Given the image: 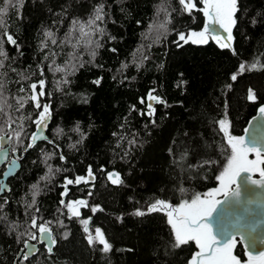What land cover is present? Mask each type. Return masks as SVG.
<instances>
[{"label":"trees","instance_id":"1","mask_svg":"<svg viewBox=\"0 0 264 264\" xmlns=\"http://www.w3.org/2000/svg\"><path fill=\"white\" fill-rule=\"evenodd\" d=\"M196 2L198 9L203 7ZM98 4L104 5L105 19L97 22L104 34L87 26L81 32ZM238 7L232 48H221L212 37L207 44L180 41L178 46L177 33L201 30L207 20L201 11L183 12L178 0H24L19 15L9 10L7 30L18 47L6 39L3 43L8 59L0 68L4 85L0 125L10 116L16 121L12 127L19 130V117L27 119L21 143L12 142L19 149L21 168L9 180L10 191L0 194V202L8 201L0 209V264H12L23 247L16 236L28 231L26 213L38 215L41 222L51 221L56 240L50 259L40 245L30 264H188L198 247L194 241L172 246L166 210L142 217L134 212L146 210L157 199L179 205L217 187L216 177L230 149L216 122L226 115L230 134L240 136L264 105V70H247L256 57L264 64V0H239ZM169 13L171 23L165 31L158 25ZM73 21L79 23L73 26ZM150 25L157 27L150 31ZM46 30L54 33L51 39L57 43L49 39L42 50ZM93 50L95 59L90 55ZM245 62V72L232 81L231 75ZM57 67L66 71H55ZM39 69L44 70L43 77ZM39 79L45 80L46 93L40 102L47 101L53 115L52 141L42 140L24 151L39 110L30 102L17 111L16 98L30 95L20 92V87ZM97 79L99 85L93 83ZM249 88L257 93L256 102L247 100ZM153 89L165 103L156 102L154 114L148 116L147 96ZM5 131L11 129L5 125ZM71 144L76 147L70 148ZM46 154H51L47 160ZM209 160L215 163L201 166ZM49 166L54 175L48 173ZM89 166L95 179L69 185L65 199L67 203L70 198H83L89 206L82 208L80 217L70 216L60 204L64 179L87 177ZM4 169L0 164V176ZM109 172H118L123 183L112 184ZM45 175L49 179H42ZM33 184L40 189L39 213L26 208ZM96 206L99 210L93 213ZM88 215H92L90 225L101 228L112 245L110 252H101L98 242L88 244L80 223ZM234 243V252L248 258L242 243Z\"/></svg>","mask_w":264,"mask_h":264},{"label":"snow or ice","instance_id":"2","mask_svg":"<svg viewBox=\"0 0 264 264\" xmlns=\"http://www.w3.org/2000/svg\"><path fill=\"white\" fill-rule=\"evenodd\" d=\"M181 5V10L185 13L191 14L194 10L201 11L205 17L208 18V22L205 24L204 29L197 31H189L187 34L184 32L177 33V41L178 46H182L179 44L180 41H183L185 44L191 42L193 44H207L208 43V34L213 33L212 38L216 40L221 48H232L231 41L233 40L232 29L236 26V14L239 11L238 2L239 0H199L202 3V8H197L196 0H178ZM24 0H0V30H2V36H0V68L4 67V60L8 59L7 53L4 51L3 43L6 42L11 45H16L18 47L17 41L14 36L7 30V24L5 17L9 13L10 9H15L17 14L19 15V8L23 6ZM104 5L98 4L94 9V15L89 19L87 25H81L80 31L83 32V28L85 26L91 28L95 32H99L101 35L104 34V30L99 28L97 22H103L105 19L104 15ZM169 18L166 19L164 23L158 25L159 28L165 29L167 31V24L171 23L170 13L167 14ZM73 26L77 25L78 21H73ZM255 23V20L252 21ZM215 25H219L220 28L223 29L225 33H227L226 37H221L216 33ZM95 26V27H93ZM157 27L156 25H150L149 30ZM45 40L41 41V49H46L48 47L47 41L54 36V33L51 30H46L44 32ZM224 42H221V41ZM52 44H56L57 41L55 39H51ZM93 42L91 40L88 41V44L91 45ZM95 46L98 48L100 44L96 42ZM112 51H116L112 49ZM233 54H235V50L233 49ZM92 59H95L96 52L93 50L90 53ZM47 59V56L45 57ZM147 59V57H145ZM76 65H73V74L76 70ZM79 67H83V64H80ZM123 68H126L127 65H122ZM139 68L140 65L138 64ZM246 70V62L241 63L239 65L238 71L233 73L230 77L232 81H236L240 74H243ZM247 70H264V64L260 63V58L256 57L254 62L247 65ZM15 71V69H13ZM55 71L65 72L66 69L62 67H57ZM39 74L41 77L44 75V70L39 69ZM22 79H28V77H22ZM100 79L93 81V83L99 85ZM63 83H68L65 79ZM230 89L232 87L231 84L227 85ZM3 88L4 85L0 83V98H3ZM39 89V91H38ZM20 92H30V95L17 97V111L23 110L25 105L31 102L32 106L39 111L32 123L36 126V131L33 132L29 136V143L24 146L23 150L27 151L29 148H32L36 145L37 140L47 139V137L43 136V130L48 126V120L51 118L50 105L49 104H41L40 98L43 97L45 93V80L39 79L38 81H34L30 83L27 88L21 86L19 89ZM155 90H151L148 93V100L150 101L147 104V115L152 116L155 112L153 104L151 101H156L158 103H165L159 97L153 95ZM247 100L250 102H256L257 93L252 89H248ZM142 104L144 103V99L141 98L140 101ZM4 104H7V100H4ZM11 107V105H8ZM227 107V105H226ZM3 106H0V112H3ZM133 110H135V106H133ZM261 115H264V105H261L258 109ZM142 115L145 113H141ZM8 116L7 113H5ZM27 119L25 116L21 115L19 120L21 124L18 126L19 130L13 128V124L16 121L11 120V117L8 116V119L5 121V125L11 131H5V125H0V160H5L8 165L7 171L3 173L4 176H8L12 172V168L16 166L17 160L19 156H13V158L7 161L8 154L17 153L19 149L15 146H12L13 140L16 141L17 144L21 143V136L24 131L23 121ZM154 122V121H153ZM219 126L221 132L224 133L226 137L227 146L230 149V155L227 158V163L223 168V171L216 177L218 181H220V187L210 190L206 194V198L202 199L199 194L195 195L191 201H183L178 206H172L170 203L157 199L154 203L150 204L146 210L136 209L134 215L136 216H145L146 214H150L157 211L167 210V223L171 226L173 233V247L179 248L182 245L188 244L190 241H194L199 251L195 252L188 264H241V261L238 257L233 255V248L235 247V243L232 239H225L222 242L218 241L217 235L213 234L211 227L206 223V220L212 213L216 210V205L220 203V201L216 200L214 197L217 193L224 192L225 195H228L229 186L234 182L235 178L239 176L241 172H258L260 179L252 180L253 184H261L264 185V150L258 149L255 146H250L245 143L244 137L233 136L229 132V122L227 121L226 115L224 119H220L216 122ZM77 131L79 129L77 128ZM115 135V134H114ZM83 139V137H82ZM51 143V141H49ZM81 141H78L79 143ZM130 143H134V141H130ZM7 145V147H6ZM70 148H75V144L69 145ZM171 151V149L169 150ZM250 152H255L256 158L249 159L248 154ZM51 154H46L45 160L49 159ZM184 157L182 156L181 159ZM61 160H64L65 157L63 155L60 156ZM215 161H204L201 166L213 164ZM56 171H60V169H56ZM48 173L50 175H54L53 169L51 166L48 168ZM108 179L112 184H121L123 181L120 178V174L118 172H109L107 174ZM42 179H49V175H45ZM95 177L93 175V171L91 166H89L87 170V177L85 176H77L75 179H69L65 177L64 179V191L61 193L62 196H66L68 194V186L72 184L79 185L81 183H88L90 180H94ZM6 187L0 182V192H3ZM31 202L26 204L27 209L33 210L35 213H39V208L36 207L37 200L36 197L40 193V189L37 184H33L31 186ZM183 191V189H181ZM233 196H239L240 190L239 186L235 191L231 193ZM91 195V192H89ZM8 203L7 200L0 202V209H3L4 204ZM60 204L67 208L70 216L80 217V207H88L87 200L79 199L75 201H69L65 203L63 199L60 200ZM98 209V206L92 207L91 211L95 213ZM29 215L30 223L28 224V231L25 233H20L16 236V243L22 244L23 247L20 248L17 253L19 260L15 262V264H30V261L33 257L37 256L39 253L38 244L43 245L46 253L48 254V258L50 259L54 247L56 245V240L52 235L51 221H42L38 215L26 213ZM91 221V217L82 219L80 223L83 225V231L87 233L86 236L87 242L90 246L94 245V243H99L102 247L100 251L103 253H108L112 250V245L106 239L101 228H95V236H93L89 229V224ZM57 223H61L57 221ZM35 229V231H33ZM37 233L39 235H37ZM65 238H67V233H65ZM243 239V237H241ZM247 264H264V252H261L258 256H253L249 253V259Z\"/></svg>","mask_w":264,"mask_h":264},{"label":"water","instance_id":"3","mask_svg":"<svg viewBox=\"0 0 264 264\" xmlns=\"http://www.w3.org/2000/svg\"><path fill=\"white\" fill-rule=\"evenodd\" d=\"M207 22L208 18L205 24ZM215 28V34H218L221 37L227 36V33H225L219 25H215ZM210 34L213 36V33L210 32ZM221 42L224 41L222 40ZM153 95L159 97L156 94ZM147 101L148 103L150 102L148 100V96ZM151 103L154 107L156 101H151ZM52 117L53 115L51 112V118L48 120V126L42 133V135L47 137V139L43 140L52 141V138L49 135V127ZM35 131L36 128L33 132ZM239 137H244L246 144L264 150V115H261L257 110V112L251 116L244 132ZM40 141L42 140H37L36 144ZM262 154H264V152H262ZM13 156H19V153H13ZM13 156H11L10 152L6 158L7 161L9 160L10 162ZM22 156H24V153ZM4 162L5 160H0V164H3ZM21 165V158L19 157L16 166L12 168V172L8 176H4L3 173L7 171L8 168V165L6 164V167L0 176V182L3 183L6 189H10L9 180L18 172ZM259 179L260 176L257 172H241L239 176L235 178L231 188L228 190V195L223 193L216 199L220 201V203L215 206L216 210L206 220V223L211 227L213 234L217 235L218 241L222 242L223 240L230 238L233 242L236 240L240 241L243 245L245 254L248 257L249 253L253 256H258L261 252H264V185L253 184L251 182L252 180ZM238 186L240 195L238 197L233 196L231 193L235 191ZM5 191L0 192V194ZM66 196H63L64 201ZM168 203L174 207L177 206L175 203ZM89 217L92 219V215ZM241 237H243V239H241ZM37 247L40 250V244H38ZM17 260H19L18 255H16L12 264H15Z\"/></svg>","mask_w":264,"mask_h":264},{"label":"rangeland","instance_id":"4","mask_svg":"<svg viewBox=\"0 0 264 264\" xmlns=\"http://www.w3.org/2000/svg\"><path fill=\"white\" fill-rule=\"evenodd\" d=\"M204 29V28H203ZM203 29H201V30H203ZM201 30H191V31H197V32H199V31H201ZM212 37V35L209 33L208 34V39L209 38H211ZM42 104H48L47 103V101L46 102H42ZM248 158L249 159H255L256 158V154H255V152H250L249 154H248ZM258 173V172H257ZM231 186H232V184L229 186V189L231 188ZM220 187V183H219V185L217 186V187H215V188H219ZM214 188V189H215ZM224 192H220V193H217L216 194V196L214 197L215 199H217L218 197H220L222 194H223ZM202 199H204V198H206V196H204V197H201ZM75 200H79V198H70L67 202H69V201H75ZM178 206V205H177ZM83 207H80V213H81V215L83 214V209H82ZM86 218V216L85 217H83V219H85ZM97 228V227H96ZM89 229H90V232H91V234L93 235V236H95V227H93V226H89ZM199 250V249H198ZM233 255H235L236 257H238L239 259H240V261H241V264H247V262H248V259H249V257L248 258H246V259H243V258H241V257H239L235 252H234V248H233Z\"/></svg>","mask_w":264,"mask_h":264},{"label":"flooded vegetation","instance_id":"5","mask_svg":"<svg viewBox=\"0 0 264 264\" xmlns=\"http://www.w3.org/2000/svg\"><path fill=\"white\" fill-rule=\"evenodd\" d=\"M11 156H13V153H11ZM20 157V155H19ZM9 161V160H8ZM2 165H4L6 167V162H4ZM79 199H83V198H79ZM90 215L86 216V218H88Z\"/></svg>","mask_w":264,"mask_h":264}]
</instances>
